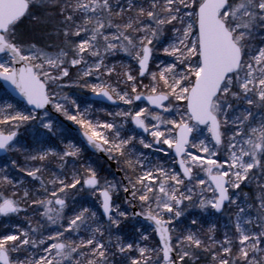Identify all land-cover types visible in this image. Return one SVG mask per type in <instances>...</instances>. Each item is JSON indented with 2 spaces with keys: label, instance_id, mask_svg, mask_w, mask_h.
<instances>
[{
  "label": "snow or ice",
  "instance_id": "1",
  "mask_svg": "<svg viewBox=\"0 0 264 264\" xmlns=\"http://www.w3.org/2000/svg\"><path fill=\"white\" fill-rule=\"evenodd\" d=\"M0 81V264H264V0H0Z\"/></svg>",
  "mask_w": 264,
  "mask_h": 264
},
{
  "label": "rangeland",
  "instance_id": "2",
  "mask_svg": "<svg viewBox=\"0 0 264 264\" xmlns=\"http://www.w3.org/2000/svg\"><path fill=\"white\" fill-rule=\"evenodd\" d=\"M1 85V84H0ZM85 96L89 97V95L91 94L90 92H87L86 90L83 93ZM92 101V100H91ZM94 107L96 108H100V107H109L108 104H104L102 102H97ZM114 107V106H112ZM109 110H111V107H109ZM99 117L101 119H103V113H98ZM61 120H63V118H60ZM67 123L72 124L70 121H64V124L67 126ZM68 128V126H67ZM69 129V128H68ZM70 130V129H69ZM23 131V130H22ZM69 136L77 143H79V138H77L76 136H74L73 133H70L69 131ZM80 147H82L83 149V157L85 159L91 157L93 161H95V163L102 169V175L108 176L110 179L112 178V174L114 173L112 169H110L107 164L99 159H94L93 156L89 153V151L86 149V147L83 144H79ZM116 179H119L117 176H115ZM158 239V238H157Z\"/></svg>",
  "mask_w": 264,
  "mask_h": 264
},
{
  "label": "water",
  "instance_id": "3",
  "mask_svg": "<svg viewBox=\"0 0 264 264\" xmlns=\"http://www.w3.org/2000/svg\"><path fill=\"white\" fill-rule=\"evenodd\" d=\"M0 83L3 84L2 81H0ZM90 97H91V99H93V100H97V101H100V102H103V103L110 104V102H107V101H101L100 98L94 97V96H92V94L90 95ZM69 126H70V128L74 131V133L76 134V132H75L76 126H75V125H69ZM80 139H82V137H80ZM88 148H89V147H88ZM89 149H90V151L93 152V150H92L91 148H89ZM96 154L99 155V156H101V157H103V158H106V157L104 156L103 153H96ZM112 168L115 169V165H113ZM115 173H116L118 176H120V174H119L118 172H116V169H115Z\"/></svg>",
  "mask_w": 264,
  "mask_h": 264
},
{
  "label": "flooded vegetation",
  "instance_id": "4",
  "mask_svg": "<svg viewBox=\"0 0 264 264\" xmlns=\"http://www.w3.org/2000/svg\"><path fill=\"white\" fill-rule=\"evenodd\" d=\"M67 126L69 127V123H67ZM69 131H70V133H73L74 134V136H76L77 138H79L75 133H74V131L69 127ZM80 140V139H79ZM85 147H86V149L89 151V153L93 156V158L95 159H99V160H102V161H104L105 162V160H106V158H103V157H101V156H99V155H97L96 153L94 154V152H92V151H90L89 150V148L85 145V144H83ZM110 163V162H109ZM110 169H112L113 170V172L115 173V169L114 168H110ZM115 176H117L116 175V173H115ZM118 178H120V176H117Z\"/></svg>",
  "mask_w": 264,
  "mask_h": 264
}]
</instances>
